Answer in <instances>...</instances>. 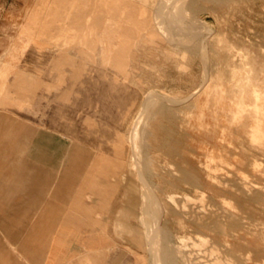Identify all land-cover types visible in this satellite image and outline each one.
<instances>
[{"label": "rangeland", "instance_id": "rangeland-1", "mask_svg": "<svg viewBox=\"0 0 264 264\" xmlns=\"http://www.w3.org/2000/svg\"><path fill=\"white\" fill-rule=\"evenodd\" d=\"M61 160L147 181L171 264H264V0H0V264L35 263Z\"/></svg>", "mask_w": 264, "mask_h": 264}, {"label": "crops", "instance_id": "crops-1", "mask_svg": "<svg viewBox=\"0 0 264 264\" xmlns=\"http://www.w3.org/2000/svg\"><path fill=\"white\" fill-rule=\"evenodd\" d=\"M105 86L106 98L111 102L115 101L116 94L112 89L114 83ZM102 131L98 128L94 132ZM65 154L68 153L64 152L63 155ZM94 155L96 153H93ZM62 162L63 160L58 166L61 169L64 165ZM63 171L62 169L61 175L55 180L54 187L57 189L54 195L49 197L50 214L46 217L48 226L44 221L40 228L44 237L37 241L38 249L35 254L25 256L27 262L31 260L35 262L34 264H171L173 244L164 239L165 231L158 225L159 213L153 214L154 227L148 231L149 233L142 223L145 221L141 216L144 203L142 196L131 195L129 186L125 192L123 190L121 194L115 195V188L123 186V183L117 186L107 185L105 188L108 196H99L93 194L91 186L82 182L86 170L73 179L70 175L71 170ZM41 176L43 174L37 172L32 178L33 182L40 180ZM89 180L96 187L108 182L99 178ZM97 191L99 193V189ZM132 201H135L133 207ZM145 247L150 253V259L143 252ZM0 249L2 256L4 248ZM5 253L8 255V252Z\"/></svg>", "mask_w": 264, "mask_h": 264}, {"label": "bare ground", "instance_id": "bare-ground-1", "mask_svg": "<svg viewBox=\"0 0 264 264\" xmlns=\"http://www.w3.org/2000/svg\"><path fill=\"white\" fill-rule=\"evenodd\" d=\"M180 0H178V2H179ZM48 3V2H47ZM180 4V3H179ZM178 4V5H179ZM183 5H184V3H183ZM175 6V5H174ZM177 7V6H176ZM179 7V6H178ZM172 8V7H171ZM170 8V10L167 12V14H165L166 16L168 15V17H167V20L169 21V27H170V30H169V33L171 34V35H173V36H177L176 38H178V37H180V38H186V37H189V29H188V26H187V24L184 26L183 25V20H182V18H183V16L185 15L184 13H181V12H177V13H175L174 12V9H171ZM183 8V7H182ZM168 10V9H167ZM185 10V9H184ZM177 11H181V9H177ZM186 12V11H185ZM189 13H187V15H188ZM162 16V15H161ZM165 16V17H166ZM165 17L163 18V19H165ZM185 18H186V16H185ZM173 19H175L176 21H177V23H173L172 22V20ZM185 20V19H184ZM164 22V21H163ZM175 22V21H174ZM189 22H190V24H191V22L193 23L192 25H194L195 26V29L196 28H198V25H204V26H208V24H204V21L203 22H199V21H197L196 19H194V18H190L189 19ZM189 22H186V23H189ZM164 24L165 23H163V26H164ZM191 25V26H192ZM166 27V26H165ZM168 28V27H167ZM167 28H166V30H167ZM163 29H165L164 27H163ZM192 30V29H191ZM193 30H194V28H193ZM196 31V30H195ZM167 32V31H166ZM191 32H193V31H191ZM168 33V32H167ZM168 33V34H169ZM195 33V32H194ZM193 35V34H192ZM175 38V39H176ZM178 40V39H177ZM181 40V39H180ZM183 40V39H182ZM189 40V39H188ZM204 84V79H203V82H202V84L201 85H203ZM152 92V91H151ZM150 92V93H151ZM196 93V91H194L193 93H191L192 95L193 94H195ZM148 94H149V92H148ZM148 96V95H147ZM161 94L159 95L158 93H156V92H154V93H151V94H149V96H148V98H147V101L145 102L147 105H150V104H153V103H156V102H160L162 99H161ZM146 97V96H145ZM167 98H165V99H169V100H173L174 99V97H172V96H170V95H167L166 96ZM187 97H189V95L187 96ZM177 102H178V100H176ZM175 101V102H176ZM167 102V101H166ZM170 104V103H169ZM142 116V115H141ZM141 120V119H140ZM136 126V125H135ZM132 127H134V126H132ZM132 129V128H131ZM133 132V135H132V139L130 140L131 141V146H132V149H133V151H135L136 153H137V149L140 147V141H139V139L137 138V136H136V131H132ZM139 153V152H138ZM134 156V155H133ZM132 156V157H133ZM136 156H138V155H136ZM136 156H134V157H136ZM133 159V158H132ZM140 159V158H139ZM139 159H136V160H138V162H136L135 163V158H134V160H133V167H134V165H135V168L138 170V169H140V168H138V166H137V164L139 163L140 164V162H139ZM132 165V164H131ZM139 172H140V170H139ZM138 175V174H137ZM139 177V176H138ZM140 181H141V183L144 185V188L142 187V189H143V193H142V198H143V206H142V215L141 214H139V215H141L142 216V219L143 220H145L144 222L142 221V223H144V225H145V227H146V229H147V233H149L148 231L150 230V229H153V221H152V216H153V214L155 213V209H156V201H155V196H154V194L152 193V191L150 190V188L144 183V182H147V181H144V179L143 178H140ZM142 185V186H143ZM140 190V189H139ZM140 210V209H139ZM143 226V225H142ZM156 226V225H155ZM153 238V237H152ZM150 239V237H148V240ZM180 242V241H179ZM186 243V242H185ZM153 246L155 245V243H151ZM161 244V243H160ZM182 244V243H181ZM188 244V243H187ZM186 244V245H187ZM161 246V245H160ZM188 246V245H187ZM182 249V252H184V248H181ZM187 250V249H186ZM181 252V251H180ZM186 253V252H185ZM184 254V253H183ZM160 255V254H159ZM189 255V254H188ZM184 256V255H183ZM218 256V255H217ZM162 257V256H161ZM163 260V259H162ZM163 262V261H162ZM161 262V263H162ZM162 264H165V263H162Z\"/></svg>", "mask_w": 264, "mask_h": 264}]
</instances>
